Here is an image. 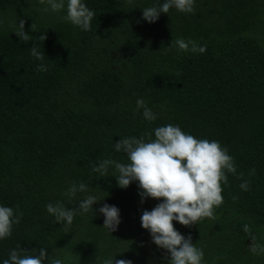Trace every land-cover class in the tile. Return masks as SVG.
I'll list each match as a JSON object with an SVG mask.
<instances>
[{"label":"trees","instance_id":"trees-1","mask_svg":"<svg viewBox=\"0 0 264 264\" xmlns=\"http://www.w3.org/2000/svg\"><path fill=\"white\" fill-rule=\"evenodd\" d=\"M84 2L95 13L87 32L62 19L66 8L0 0V204L20 218L0 240V261L13 249L35 255L43 247L65 264H105L115 255L166 264L169 254L140 222L159 201L141 203L135 182L119 188L113 166L105 175L93 167L130 163L116 142H148L155 128L172 124L219 142L236 169L225 171L223 203L211 218L191 226L174 221V228L203 251V264H264V254L249 250L253 240L264 244V0H195L193 13L170 9L151 24L142 9L163 0ZM20 20L33 40L16 35ZM176 39L206 52L169 49ZM33 46L41 47L43 62L30 55ZM41 63L46 72L38 71ZM137 99L154 121L137 110ZM73 183L87 191L69 198ZM89 194L99 198L94 211L77 213L68 227L46 211L48 203L74 210ZM105 203L120 210L112 233L98 211Z\"/></svg>","mask_w":264,"mask_h":264},{"label":"clouds","instance_id":"clouds-1","mask_svg":"<svg viewBox=\"0 0 264 264\" xmlns=\"http://www.w3.org/2000/svg\"><path fill=\"white\" fill-rule=\"evenodd\" d=\"M131 0H126L130 3ZM47 5L44 11L59 12L66 8L62 19L81 31L87 32L91 28L94 11L84 0H40ZM195 0H163L158 6L143 8L142 19L147 23H155L161 13L168 14L170 9L191 14L194 11ZM21 41L28 42L34 38L26 34L24 21L18 22L15 32ZM45 35L39 37L42 43ZM191 46V47H190ZM200 53L206 52L205 46L197 45L194 41L176 39L169 49ZM40 46L29 49L30 55L44 61ZM48 70L44 63L38 65V71ZM137 110L143 109V117L147 121H154L157 117L147 107L143 99L136 100ZM155 139L145 142L143 138L126 137L115 143V151H123L130 163L122 164L113 160L100 161L93 171L105 175L110 166L118 173L115 175L117 186L127 189L130 184L137 183L141 203L151 198L159 203L151 210H145L140 217L141 227L148 231L152 243L169 254L166 264H203L204 253L191 237H185L173 225L177 222L183 226L196 224L202 218H211L215 208L223 203L221 184L227 182L228 173H235L233 158L219 142L207 139H197L181 130L179 125L167 124L155 128ZM240 188L247 190V182L241 183ZM87 191L85 184L73 183L65 192L69 198ZM99 202L95 194L86 195L80 200L78 208L70 209L63 204L48 203L46 211L58 224L65 227L73 223L77 213L86 214L94 211L93 205ZM99 213L104 218V228L110 233L117 230L121 223L120 210L115 205L107 203L99 207ZM19 216L13 208L0 204V240L12 235L14 224L19 223ZM251 253L264 254V244L253 240L249 245ZM23 249H13L8 258L0 264H65L62 258H52L45 248H40L38 254L25 255ZM113 258L105 260V264H132V261Z\"/></svg>","mask_w":264,"mask_h":264}]
</instances>
